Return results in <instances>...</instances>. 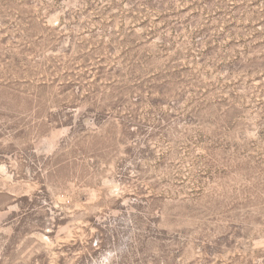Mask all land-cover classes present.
Returning <instances> with one entry per match:
<instances>
[{
    "label": "rangeland",
    "instance_id": "374dc122",
    "mask_svg": "<svg viewBox=\"0 0 264 264\" xmlns=\"http://www.w3.org/2000/svg\"><path fill=\"white\" fill-rule=\"evenodd\" d=\"M0 264H264V0H0Z\"/></svg>",
    "mask_w": 264,
    "mask_h": 264
}]
</instances>
